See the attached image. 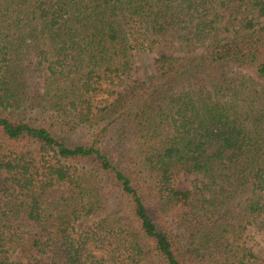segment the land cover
<instances>
[{"label": "trees", "instance_id": "16d2710c", "mask_svg": "<svg viewBox=\"0 0 264 264\" xmlns=\"http://www.w3.org/2000/svg\"><path fill=\"white\" fill-rule=\"evenodd\" d=\"M249 227L264 0H0V264H264Z\"/></svg>", "mask_w": 264, "mask_h": 264}, {"label": "rangeland", "instance_id": "374dc122", "mask_svg": "<svg viewBox=\"0 0 264 264\" xmlns=\"http://www.w3.org/2000/svg\"><path fill=\"white\" fill-rule=\"evenodd\" d=\"M171 53H173V47L170 44L158 43L152 50L137 58L133 69L124 77L126 82L124 84H131L133 81L146 79L152 72L153 59L161 54ZM33 84H35V79ZM118 90L121 91L122 88L120 87ZM202 180L200 175L179 172L175 176V187L182 190H194L197 187H201ZM245 236L248 246L261 261H264V236L255 227H249Z\"/></svg>", "mask_w": 264, "mask_h": 264}]
</instances>
